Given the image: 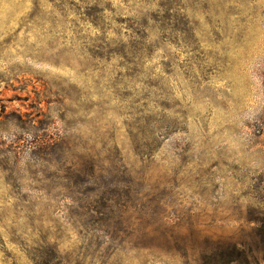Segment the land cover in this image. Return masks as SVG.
<instances>
[{"label": "rangeland", "instance_id": "obj_1", "mask_svg": "<svg viewBox=\"0 0 264 264\" xmlns=\"http://www.w3.org/2000/svg\"><path fill=\"white\" fill-rule=\"evenodd\" d=\"M0 264H264V0H0Z\"/></svg>", "mask_w": 264, "mask_h": 264}]
</instances>
